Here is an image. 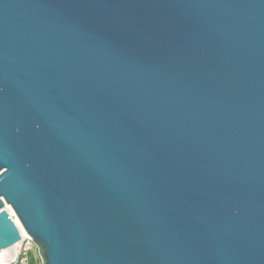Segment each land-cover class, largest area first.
<instances>
[{"label":"water","instance_id":"obj_1","mask_svg":"<svg viewBox=\"0 0 264 264\" xmlns=\"http://www.w3.org/2000/svg\"><path fill=\"white\" fill-rule=\"evenodd\" d=\"M42 264H264V0H0V251Z\"/></svg>","mask_w":264,"mask_h":264},{"label":"built area","instance_id":"obj_2","mask_svg":"<svg viewBox=\"0 0 264 264\" xmlns=\"http://www.w3.org/2000/svg\"><path fill=\"white\" fill-rule=\"evenodd\" d=\"M20 230V229H19ZM21 239L9 246L6 254H1L0 251V264H30V253L35 251L37 245L27 232L20 231Z\"/></svg>","mask_w":264,"mask_h":264},{"label":"bare ground","instance_id":"obj_3","mask_svg":"<svg viewBox=\"0 0 264 264\" xmlns=\"http://www.w3.org/2000/svg\"><path fill=\"white\" fill-rule=\"evenodd\" d=\"M6 208H7V210L10 212V214L13 215V218H14L15 222L17 223V225H18L20 231H22V233H26V230H25L24 227L22 226V224H21V222L19 221L18 217L15 215L13 209H12L9 205H6ZM7 251H8V249L6 248V249H4V250L2 251L1 254H2V255H3V254H6Z\"/></svg>","mask_w":264,"mask_h":264},{"label":"rangeland","instance_id":"obj_4","mask_svg":"<svg viewBox=\"0 0 264 264\" xmlns=\"http://www.w3.org/2000/svg\"><path fill=\"white\" fill-rule=\"evenodd\" d=\"M30 264H42L38 248L30 253Z\"/></svg>","mask_w":264,"mask_h":264}]
</instances>
